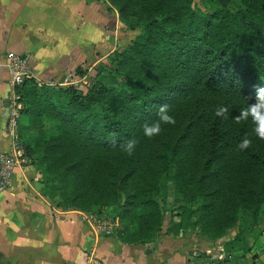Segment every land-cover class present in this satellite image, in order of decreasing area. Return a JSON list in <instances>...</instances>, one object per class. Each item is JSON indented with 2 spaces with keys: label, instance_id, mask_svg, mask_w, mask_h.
<instances>
[{
  "label": "trees",
  "instance_id": "trees-1",
  "mask_svg": "<svg viewBox=\"0 0 264 264\" xmlns=\"http://www.w3.org/2000/svg\"><path fill=\"white\" fill-rule=\"evenodd\" d=\"M114 1L126 27L131 5L145 14L106 66L96 62L80 87L26 77L18 88L16 136L43 195L83 211L110 207L127 242L192 225L198 238L214 239L239 222L224 249L244 252L246 230L264 214V140L251 120L234 117L264 87V0H239L234 10L222 0ZM164 104L175 125L145 137ZM244 138L251 145L240 150ZM129 139L132 156L122 147Z\"/></svg>",
  "mask_w": 264,
  "mask_h": 264
},
{
  "label": "crops",
  "instance_id": "crops-1",
  "mask_svg": "<svg viewBox=\"0 0 264 264\" xmlns=\"http://www.w3.org/2000/svg\"><path fill=\"white\" fill-rule=\"evenodd\" d=\"M131 31L114 0H0V151L10 146L6 129L8 90L6 50L28 58L38 83L76 81L86 68L118 50ZM64 81V82H63ZM33 164L14 169L11 184L0 189V264H85L92 251L106 264H264V214L245 236L244 252L225 251L238 226L214 239H200L192 225L146 242H127L116 231H99L90 215L109 212L62 207L43 195ZM194 220V217H193Z\"/></svg>",
  "mask_w": 264,
  "mask_h": 264
},
{
  "label": "built area",
  "instance_id": "built-area-1",
  "mask_svg": "<svg viewBox=\"0 0 264 264\" xmlns=\"http://www.w3.org/2000/svg\"><path fill=\"white\" fill-rule=\"evenodd\" d=\"M3 63L7 69L8 90L5 107L7 110L6 129L10 136V146L6 151H0V189H4L11 184L12 174L15 168H23L29 164V159L23 155L22 148L16 136L17 119L21 107L18 88L24 79L31 75L28 58L24 54L6 50ZM64 81L65 83H71V79H65ZM90 219L94 226L105 234H110L120 228V223L110 211L92 214L90 215ZM85 264L106 263L92 251H88L85 254Z\"/></svg>",
  "mask_w": 264,
  "mask_h": 264
},
{
  "label": "clouds",
  "instance_id": "clouds-1",
  "mask_svg": "<svg viewBox=\"0 0 264 264\" xmlns=\"http://www.w3.org/2000/svg\"><path fill=\"white\" fill-rule=\"evenodd\" d=\"M229 109L227 107H219L216 109L217 116H224L228 114ZM158 119L152 123H145L143 125V134L147 138H153L158 136L162 132V124L175 125L176 120L173 116L169 115L168 105H161L158 109ZM237 124L241 122H246L251 120L254 125L255 135L264 140V87H258L256 89L255 102L249 103L246 108L240 110L239 114L234 117ZM137 141L135 139H129L122 147L124 151L132 156ZM251 145V140L248 138L242 139V141L237 145L238 149L244 150L249 148Z\"/></svg>",
  "mask_w": 264,
  "mask_h": 264
},
{
  "label": "rangeland",
  "instance_id": "rangeland-1",
  "mask_svg": "<svg viewBox=\"0 0 264 264\" xmlns=\"http://www.w3.org/2000/svg\"><path fill=\"white\" fill-rule=\"evenodd\" d=\"M195 2L200 6V5H208L209 2H207V0H195ZM223 4L225 5V7H227L228 9L230 10H234L236 9L239 5H240V2L239 0H222ZM130 10H131V13L128 12V9H127V13H129V17L130 19H132L130 22H128L127 24L129 25H136L139 21L142 20V17L144 16L145 13H143L140 9V7H138L137 5H131L130 7ZM127 15V14H125ZM128 27L129 30L131 31V34H129V38H127V41L119 48V50H122L129 42L130 40L132 39L133 35L135 34V32L137 31V28H134V27ZM101 63H103V65H107L108 61L107 59L103 58L102 60H100ZM98 62V61H97ZM109 64H114L113 62H109ZM97 66V63L95 62L94 64H90L87 65V67L85 68L84 70V73L81 74V75H78V78L76 81H71V83H64V84H73V85H79L80 86H83L87 83L88 81V78L89 76L93 75V72H94V69L95 67ZM60 197V195L58 196ZM170 200V197H166L165 198V205H164V219L165 221L168 220L169 217H172V213H173V210L170 209V206L168 205V202ZM109 210H111V208L109 207ZM237 226L239 225V222H237L236 224ZM255 231H257V228H249L248 230H246V234L245 236H247L248 234H254L256 233Z\"/></svg>",
  "mask_w": 264,
  "mask_h": 264
},
{
  "label": "water",
  "instance_id": "water-1",
  "mask_svg": "<svg viewBox=\"0 0 264 264\" xmlns=\"http://www.w3.org/2000/svg\"><path fill=\"white\" fill-rule=\"evenodd\" d=\"M6 101H7V99H5V105H6Z\"/></svg>",
  "mask_w": 264,
  "mask_h": 264
}]
</instances>
